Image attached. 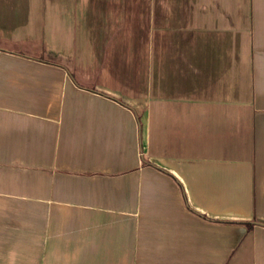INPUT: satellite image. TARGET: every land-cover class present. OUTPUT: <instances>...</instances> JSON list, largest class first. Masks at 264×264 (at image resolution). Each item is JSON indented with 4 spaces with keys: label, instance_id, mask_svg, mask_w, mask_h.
<instances>
[{
    "label": "crops",
    "instance_id": "0c3cea01",
    "mask_svg": "<svg viewBox=\"0 0 264 264\" xmlns=\"http://www.w3.org/2000/svg\"><path fill=\"white\" fill-rule=\"evenodd\" d=\"M0 264H264V0H0Z\"/></svg>",
    "mask_w": 264,
    "mask_h": 264
}]
</instances>
